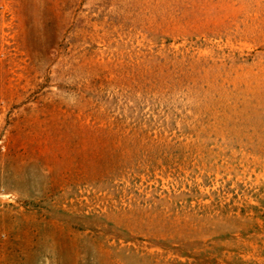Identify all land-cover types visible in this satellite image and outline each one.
<instances>
[{"label": "rangeland", "instance_id": "1", "mask_svg": "<svg viewBox=\"0 0 264 264\" xmlns=\"http://www.w3.org/2000/svg\"><path fill=\"white\" fill-rule=\"evenodd\" d=\"M0 264H264V0H0Z\"/></svg>", "mask_w": 264, "mask_h": 264}]
</instances>
